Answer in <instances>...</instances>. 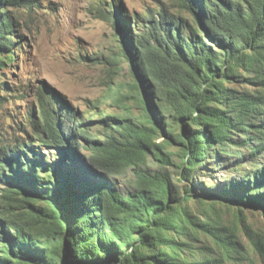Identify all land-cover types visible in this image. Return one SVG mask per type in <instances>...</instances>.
I'll list each match as a JSON object with an SVG mask.
<instances>
[{"label": "trees", "instance_id": "16d2710c", "mask_svg": "<svg viewBox=\"0 0 264 264\" xmlns=\"http://www.w3.org/2000/svg\"><path fill=\"white\" fill-rule=\"evenodd\" d=\"M25 1L34 3L0 0V74L24 47L10 8ZM179 1L191 21L162 10L139 31L118 0L100 8L122 36L108 62L122 56L133 77L110 88L141 114H102L96 135L40 86L30 129L10 131L0 117V264H255L253 250L264 258V233L245 219L246 209L264 210V0ZM162 132L181 144L184 179L211 154L236 158L239 177L181 191ZM128 169L134 178L121 186L115 179Z\"/></svg>", "mask_w": 264, "mask_h": 264}, {"label": "rangeland", "instance_id": "374dc122", "mask_svg": "<svg viewBox=\"0 0 264 264\" xmlns=\"http://www.w3.org/2000/svg\"><path fill=\"white\" fill-rule=\"evenodd\" d=\"M108 1L34 0V3L25 1L10 8L20 24L18 33L22 38L16 40L24 42V47L17 50L13 63L0 74V81L7 83V90L4 91L7 98L0 106V117L10 131L19 132L22 127L30 129V117L38 116L40 86L67 102L96 135L104 132L103 123L97 120L102 114L125 115L128 106L134 115L142 113L132 97H119L110 88L124 81H132L133 77L129 62L122 56L118 65L108 62V58L121 52L122 47L118 24L100 14L103 2ZM118 4L132 24L138 21L137 26L132 27L136 31L149 23L146 19L157 17L162 10L192 20L190 12L181 6L179 0H118ZM225 84L228 85V82ZM255 88L258 85L254 84L250 89ZM176 126L181 128L179 124ZM164 140L172 141L162 132L158 141ZM168 147L175 154L172 155L174 164L167 169L173 173V181L181 191L188 184L201 193L210 184L219 187L225 179L240 175L236 169V158L228 156L218 160L215 154H211L195 178L184 179L180 168L175 165L181 160L178 154L181 144L172 141ZM45 151L50 156L53 150ZM231 151L241 156L247 148L236 147ZM150 161L157 167V163ZM251 166L248 162L244 167ZM133 178L132 169H128L115 180L119 185L127 186ZM193 204L197 207L196 203ZM245 214L246 222L264 233V210L246 209ZM225 215L232 216L227 210L224 211ZM241 237L245 245L251 247L250 238L244 232ZM251 254L255 264H264V258L259 253L253 250Z\"/></svg>", "mask_w": 264, "mask_h": 264}]
</instances>
